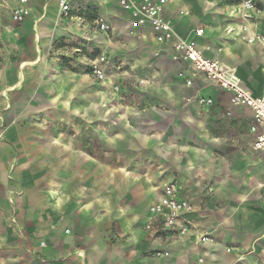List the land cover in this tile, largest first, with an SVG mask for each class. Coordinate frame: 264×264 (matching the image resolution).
I'll return each instance as SVG.
<instances>
[{
    "label": "crops",
    "instance_id": "1",
    "mask_svg": "<svg viewBox=\"0 0 264 264\" xmlns=\"http://www.w3.org/2000/svg\"><path fill=\"white\" fill-rule=\"evenodd\" d=\"M241 2L168 0L164 16L259 96L264 43H245L238 28L264 36V0L252 21ZM17 6L0 0V264H264V157L251 110L203 75L188 87L177 76L185 66L149 27L132 29L118 0H76L65 19L56 1L31 0L19 24ZM100 56L102 83L89 71ZM238 125L247 151L228 147ZM215 126L230 133L214 136ZM167 184L195 207L176 241L149 211Z\"/></svg>",
    "mask_w": 264,
    "mask_h": 264
},
{
    "label": "built area",
    "instance_id": "2",
    "mask_svg": "<svg viewBox=\"0 0 264 264\" xmlns=\"http://www.w3.org/2000/svg\"><path fill=\"white\" fill-rule=\"evenodd\" d=\"M18 6L12 10L11 19L15 23H23L31 15L29 4L31 0H16ZM46 3L56 1L59 7L60 19L69 18L74 11L76 0H45ZM106 1V0H105ZM168 0H118L119 6L129 14L132 29L149 27L157 43L167 46L172 53L174 61L182 63L185 69L178 73V78L183 80L188 87L195 84L196 78L203 75L211 86L231 93L232 107H246L252 112L253 122L250 132L254 137V149L264 157V86L259 96L247 89L235 70L228 69L222 63L205 57L197 43L180 36L173 23L165 18L164 8ZM242 16L245 20H255L262 11L257 6V0H242ZM95 27L102 32H109L110 26L103 17L94 20ZM241 39L250 45L259 42L264 43V36L252 32L251 28L242 26ZM227 33L234 34L235 29L229 28ZM203 30H198L197 35L202 36ZM107 63L105 56H100L90 62L89 71L98 82H105L107 76L104 65ZM119 91V87L114 88ZM198 103L203 107L214 105L213 98L200 97ZM231 116V111L228 112ZM264 186V184L262 185ZM194 205L180 194L179 187L175 184H167L160 197L150 206L153 220H158L169 236L170 240H179L190 233L191 222L187 218L194 213ZM149 223L147 231L153 230ZM201 243H209L214 240L208 235L199 238ZM44 245V244H43ZM230 251V250H228ZM156 257H168V252H157Z\"/></svg>",
    "mask_w": 264,
    "mask_h": 264
},
{
    "label": "rangeland",
    "instance_id": "3",
    "mask_svg": "<svg viewBox=\"0 0 264 264\" xmlns=\"http://www.w3.org/2000/svg\"><path fill=\"white\" fill-rule=\"evenodd\" d=\"M258 8L260 9V5H259V3H258ZM261 10V9H260ZM99 51L97 50V49H95L94 50V55H96L97 53H98ZM141 84H143V82H141ZM195 86V85H194ZM194 86H192V87H194ZM192 87H190V88H192ZM119 89H120V87H119ZM188 101H191V99H189ZM229 116V115H228ZM218 123V122H217ZM219 124V123H218ZM220 125V124H219ZM213 132H214V136H217V135H220V132H222L223 133V135L222 136H227L229 133H230V130H228V129H226L225 131H224V129H221V128H219L218 126H215L214 128H213ZM236 133H237V145H232V146H229L228 145V147H230V148H232L233 150L236 148L238 151L239 150H244V151H247L246 150V146L240 141L241 139L240 138H242V139H245L246 138V136H247V134H246V128H245V126L243 125V126H240V125H238V127H236ZM250 174V173H249ZM264 183V182H263ZM260 188V187H259ZM211 197V194L209 193V194H205V198H207V199H209ZM223 205H224V202H223ZM149 211H150V208H149ZM43 244L44 243H42V246H43Z\"/></svg>",
    "mask_w": 264,
    "mask_h": 264
},
{
    "label": "bare ground",
    "instance_id": "4",
    "mask_svg": "<svg viewBox=\"0 0 264 264\" xmlns=\"http://www.w3.org/2000/svg\"><path fill=\"white\" fill-rule=\"evenodd\" d=\"M230 69V68H229Z\"/></svg>",
    "mask_w": 264,
    "mask_h": 264
}]
</instances>
